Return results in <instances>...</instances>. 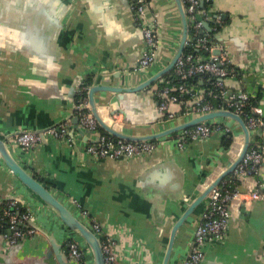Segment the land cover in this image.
Instances as JSON below:
<instances>
[{
	"label": "crops",
	"instance_id": "obj_1",
	"mask_svg": "<svg viewBox=\"0 0 264 264\" xmlns=\"http://www.w3.org/2000/svg\"><path fill=\"white\" fill-rule=\"evenodd\" d=\"M211 8L221 13L227 28L215 33V45L236 64L251 60L264 66V0H212ZM154 12L156 57L149 68L137 70L142 33L123 0H0V138L15 160L85 225L96 222L114 240L117 264H162L175 222L238 156L244 135L237 121L215 117L210 121L230 131L215 130L182 147L166 135L150 152L116 158L90 154L86 146L97 132L81 133L72 121L70 140L47 134L45 142L21 148L13 135L72 120L80 94L85 89L87 96L88 86L96 83L123 88L93 93L98 115L117 131L150 134L184 121L177 103L169 105L173 118L157 110L152 83L127 89L164 67L179 45L176 0H148V19ZM225 82L229 90L258 92L264 110V74ZM85 108L90 111L88 104ZM250 141L264 148V132L252 129ZM238 188L264 192V156L255 175L238 179ZM8 199L30 213L29 224L37 229L33 226V235L15 243L0 229V264H94L84 238L0 157V201ZM206 203L204 197L175 228L166 264L184 263ZM73 240L80 258L70 252ZM198 264H264V199H235L225 238L207 243Z\"/></svg>",
	"mask_w": 264,
	"mask_h": 264
},
{
	"label": "built area",
	"instance_id": "obj_2",
	"mask_svg": "<svg viewBox=\"0 0 264 264\" xmlns=\"http://www.w3.org/2000/svg\"><path fill=\"white\" fill-rule=\"evenodd\" d=\"M182 3L188 30L191 28V32L187 33L185 45L190 44L191 49L187 52L182 51L169 71L178 77L180 82L172 83L169 77H165L166 73L152 83V94L157 110L163 113L164 117L173 118L175 113L168 110L171 103L179 104L183 108L179 113L187 117L217 109H227L240 115L249 129L260 127L264 132V110L259 106L258 101L254 104L250 100V97L255 94L243 88L229 90L225 82L229 77L243 82L245 76L251 73L259 79L260 75L264 74V66L254 64L251 60L243 65L236 64L229 55L221 51V46L215 45L214 35L222 32L226 28V23L220 12L212 11V0H182ZM127 4L143 34L142 53L134 67L142 70L148 68L156 57L159 45L157 13H152L148 19V0H127ZM225 63L233 64L239 72L234 73L232 69L225 66ZM208 73L216 77L211 81V86L204 88L186 82L188 77L197 76L202 83L203 75ZM180 93H187L189 96L183 99L179 97ZM87 101V96H80L75 115L77 126L83 132L88 130L97 132L96 137L86 146L90 154L96 157H130L154 149L157 139L128 140L105 130L101 131L95 117L85 108ZM72 130L71 119L66 118L45 130L21 129L13 135V141L21 148H29L41 141V134L45 138L47 134H51L55 138L70 140ZM215 130L230 131L227 126L208 120L174 131L169 136L177 146L182 147L186 142L205 138ZM263 156L264 148L250 143L234 169L223 176L208 192L206 207L195 226L193 239L183 264H198L204 256L207 243L225 238L228 218L231 215V204L235 199H243L246 196L264 199V192L257 188L246 191L238 188V179L241 176L256 174ZM30 218L28 211L19 210L16 199L0 201V229H3L6 224L7 231H3V235L10 243H15L20 238L31 236L36 232V229L29 224ZM91 227L96 232H101L96 222H92ZM101 246L105 264H117L114 240L107 235H102ZM69 249L72 255L81 257L82 252L76 241L69 242Z\"/></svg>",
	"mask_w": 264,
	"mask_h": 264
},
{
	"label": "water",
	"instance_id": "obj_3",
	"mask_svg": "<svg viewBox=\"0 0 264 264\" xmlns=\"http://www.w3.org/2000/svg\"><path fill=\"white\" fill-rule=\"evenodd\" d=\"M125 4H127V0H123ZM176 4L178 6V10L181 16V22H182V35L179 41V45L170 58V60L167 62V64L159 69L158 71L154 72L151 74L147 79H145L143 82L138 84L137 86H134L132 88H127L129 90H136L140 89L142 87H145L151 83H153L157 78L160 76L165 75L168 73L177 57L182 53L185 42L187 40V33H188V22L186 19V14L183 9V3L182 0H176ZM128 5V4H127ZM206 25V24H205ZM142 33V31H141ZM142 40H143V34H142ZM158 49V48H157ZM217 52V51H216ZM157 53V51H156ZM149 68V67H148ZM147 69V68H145ZM99 89H109V90H114V91H121L123 88L117 87V86H111L107 84H101V83H96L88 86L87 88V99H88V107L92 113V115L95 117L97 120L99 126L107 131L110 132L111 134L125 138L128 140H140V139H158L160 137L166 136L171 134L174 131H177L182 128L189 127L191 125H194L198 122L201 121H208L211 120L212 118L219 117V116H227L230 118H233L234 120L237 121V123L240 125L243 135H244V142L242 145V148L238 154V156L229 164L224 170H222L218 175H216L209 183H207L204 188L201 190V192L192 200V202L189 204V206L186 208L184 213L179 217V219L175 222L174 226L172 227L168 245L163 257L162 264L167 263V258L169 255V251L172 245L173 241V235H174V230L175 228L179 225V223L182 221V219L193 209V207L201 201L204 197L207 198L208 192L220 181V179L230 173L236 164L241 160L243 157L245 151L247 150L248 146L250 145V137H251V130L247 127L245 124L243 118L230 111L227 109H217L209 112H205L202 114L194 115L191 117H186V119L180 123H177L173 126H170L166 129H163L159 132H154L150 134H143V135H131L127 133H123L120 131L115 130L111 126H109L107 123H105L101 117L98 115L96 106H95V101L93 97V93L96 90ZM74 123V128H76L78 131L83 133V131L77 126V117L76 115L73 116L72 120ZM55 125L46 127V128H40V130H45L47 128L53 127ZM258 132H262V129L260 127L256 128ZM73 131V130H72ZM41 141L45 142L46 138L44 137L43 134H41ZM0 157L2 160L5 162V164L16 174V176L25 184L27 185L33 192H35L45 203L50 205L53 210L59 215V217L62 219V221L68 226L69 229L73 230L74 232L78 233L81 235L84 240L87 242L89 245L93 259H94V264H105L104 262V254L102 251V246H101V236L103 235L102 232H96L95 230L92 229L91 226L85 225L77 216H75L61 201H59L51 192L50 190L41 183L40 180L36 179L32 174H30L27 170H25L16 160L15 158L10 154L9 150L7 149L5 145V141L0 138ZM30 221V220H29ZM31 225L34 226L31 222ZM36 229L37 227L34 226Z\"/></svg>",
	"mask_w": 264,
	"mask_h": 264
},
{
	"label": "trees",
	"instance_id": "obj_4",
	"mask_svg": "<svg viewBox=\"0 0 264 264\" xmlns=\"http://www.w3.org/2000/svg\"><path fill=\"white\" fill-rule=\"evenodd\" d=\"M189 32H191V28H189V30H188ZM191 49V45L190 44H187V45H185L184 46V49H183V52H187L188 50H190ZM225 66L228 68V69H232V71L234 72V73H238L239 72V69L236 67V66H234L233 64H230V63H225ZM165 77H169L170 79H171V82L172 83H177V82H180V79L178 78V77H176L172 72H168L166 75H165ZM216 79V77L214 76V75H212V74H206V75H203V82L202 83H200V79L197 77V76H191V77H188L187 79H186V82L188 83V84H194V85H197V86H200V87H207V86H211V81H213V80H215ZM88 85V82L87 83H85V85ZM81 95H84V96H86V90L84 89L83 91H82V93L80 94V96ZM187 96H189V94H187V93H180L179 94V97H181V98H183V99H185V98H187ZM258 99H259V93L257 92L254 96H252V97H250V100H251V102L252 103H257V101H258ZM181 108V107H180ZM182 109L183 108H181V110L180 111H182ZM99 129L101 130V131H104L101 127H99ZM228 135V134H227ZM226 135V136H227ZM229 140H230V137H227V140H226V142H227V144H228V142H229ZM19 210L20 211H23L24 209L23 208H21L20 206H19ZM2 231H7V227H6V224L4 225V228L3 229H1Z\"/></svg>",
	"mask_w": 264,
	"mask_h": 264
}]
</instances>
